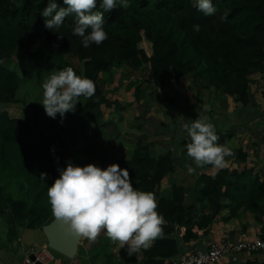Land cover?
Segmentation results:
<instances>
[{"label": "trees", "instance_id": "1", "mask_svg": "<svg viewBox=\"0 0 264 264\" xmlns=\"http://www.w3.org/2000/svg\"><path fill=\"white\" fill-rule=\"evenodd\" d=\"M100 2L97 0V8L93 11H102ZM211 2L217 9L211 16H205L197 9L196 0H129L128 8L118 3L114 10L104 13V31L108 38L99 46L93 43L84 47L81 38L72 33L74 16L67 17L59 29L45 27L41 12L48 0H0V141L3 145L10 144L19 149L21 165L15 180L20 183V177H23L29 183V173L35 163L47 161L43 160V152L51 147V150L61 147L65 161L74 166L92 164L101 168L102 160L87 159L91 144H76L75 135L101 136L104 128L111 124L109 112L112 109H116L120 118L124 117L127 81L123 80L116 90L121 99L115 101L104 95L99 81L108 79V73L112 71L125 73V66L131 70H142L147 58L145 50L138 45L142 40L149 43L151 50L147 59L150 70L146 73L149 84L162 90L171 80L179 85L183 77L189 76L202 89L217 91L219 96H231L236 103L248 109L251 85L261 81L264 86V0ZM55 3L65 7L63 0H55ZM224 13H227V19L221 21ZM195 24L200 26L198 32L193 30ZM69 55L79 64V69L74 72L94 81L96 92L91 99L80 97L74 112L68 113L66 126L69 127L62 128L67 135L54 128L55 118L50 125L54 135L42 136V131L33 122L39 117L36 105L30 107L26 120L12 117L7 110L10 105L32 103L18 95L20 92L27 96L33 91L31 84L27 86L32 88L31 91L28 89L27 92V87L26 92L21 91L28 70L18 63L27 58L33 67L53 69V60ZM65 68L57 66L53 74ZM120 129L111 138L114 147L112 157L129 172L135 190L154 193L156 211L166 221L164 235L157 238L150 248L139 249L128 255L125 261H119L106 230L102 229L95 241L82 237L83 245L77 247L73 264H167L179 256L180 242L197 240V232L206 223L222 217L223 232L245 231L249 220H253L261 226L260 232L264 235V158L246 166L247 154L239 150L236 160H241L244 165L233 170L228 180L217 174H201L205 185L198 191V202L211 214L203 220L201 209L196 204L184 206L182 186L173 183L170 198L160 195L158 190L164 178L175 171L177 151L182 149L180 151L183 152L179 157L180 163L190 158L187 155L190 138L182 136L173 142L174 150L168 149L156 156L151 154L149 142L139 140L128 145L129 148L125 147ZM216 134L218 143L225 146L233 137L232 132ZM0 155L5 156L3 153ZM192 167L198 168L194 162ZM204 168L213 167L206 165ZM2 189L0 186V193ZM19 196L6 194L3 199L0 197V204L7 205L18 223L26 226L32 223L34 228L48 224V213L35 219L36 210L26 199H18ZM35 202L33 200L32 205ZM180 230L181 235L178 233ZM261 237L260 240H264ZM88 252L86 261L84 258Z\"/></svg>", "mask_w": 264, "mask_h": 264}, {"label": "clouds", "instance_id": "2", "mask_svg": "<svg viewBox=\"0 0 264 264\" xmlns=\"http://www.w3.org/2000/svg\"><path fill=\"white\" fill-rule=\"evenodd\" d=\"M118 3L123 8L130 6L129 0H101L102 11H93L97 0H63L65 7L48 0L41 15L50 30L59 29L67 17L74 16L73 35L81 38L84 47L93 43L99 46L108 38L104 13L114 10ZM196 7L205 16L215 15L217 11L211 0H196ZM220 19L226 20L227 13ZM193 30L198 32L200 26L193 25ZM42 87L41 104L52 119L57 114L63 118L66 113L74 112L80 97L91 99L96 92L94 81L78 76L72 67L51 75ZM181 127L190 138L187 155L196 167L203 169L211 165L222 170L227 166L226 157L234 156L229 147L218 143L219 136L207 117L188 120ZM186 167L189 174L195 173L196 168ZM57 171L59 177L48 187L47 196L54 217L67 226L70 234L95 241L101 230H106L109 239L118 242L121 248L127 246L129 255L150 248L157 238L163 237L166 221L156 211L154 193L135 190L126 169L111 164L102 170L92 164L80 167L69 162ZM46 176L41 173V180Z\"/></svg>", "mask_w": 264, "mask_h": 264}, {"label": "rangeland", "instance_id": "3", "mask_svg": "<svg viewBox=\"0 0 264 264\" xmlns=\"http://www.w3.org/2000/svg\"><path fill=\"white\" fill-rule=\"evenodd\" d=\"M138 45L139 47L143 48L147 54V58H145V63L142 70H131V68L125 66V73L119 72L117 70L114 72H109L108 79L100 80L99 86L107 98H109L111 101H115L121 99L116 95V90L120 87L123 80L127 81V107L125 113L128 114V117L124 125L123 123L119 125L117 122H115L116 128H121V134L124 135L123 144L125 147L129 148L128 145H132L139 140L149 142L152 145L151 154L157 156L164 154L166 151H168V149L171 151L174 150L173 142L181 139L182 136L187 139V134L183 131L181 125L184 122L190 120L189 117H191L193 114H195L197 118L200 117V115L206 114L208 109L207 101H210L208 97L211 96V91L200 89V85H197L193 78L189 76L183 77L179 85H177L174 80H171L162 90H156L154 85L146 82L148 78L146 73H149L150 70V66L147 61L151 55L150 45L143 40ZM26 59H22V61H19L18 63L19 66L28 70L27 76L25 77V80L22 84L23 86H21V91L26 92L25 88L29 84L32 85L33 91L28 93L27 96L26 94L22 95L20 92L18 95L25 101H32V103H19L16 105H10L7 107V110L12 117H21L22 119L26 120L28 119L31 112L30 107L36 105L39 110V117L37 118V121L35 119L33 120V122H36L35 127L42 131H40L42 136L43 134L54 135V133L51 134L53 131H51L52 126L50 127L51 123L53 122L52 118L46 115L43 105L41 104L44 98V90L42 85L44 81L54 73L55 67H72L73 70L76 71L79 69V64L77 63L76 59L69 55L61 59L53 60V69H40L38 67L31 66L30 62H28L29 60L27 59V61ZM9 63L10 62L6 63V66ZM28 89L30 91L32 90L31 87H27V92H29ZM140 92L141 94H139ZM251 98L252 94L250 99ZM189 110H192V112L189 113ZM188 113L189 115H187ZM111 115L112 117L113 115H117L116 109H112L109 112V116ZM57 116L58 120L53 123L54 128L67 135V132L62 130V128L67 127L66 124L68 120V113H66L63 118H61L59 114H57ZM250 127L256 126L254 123H252ZM35 137L38 138L37 133H35ZM57 137L58 135H56V138ZM82 140L84 142H88V139ZM32 142L34 143V141ZM90 144L92 148V142ZM51 149L47 148V150L43 152V160L45 159L47 161L35 163L32 171L29 173V183H26L23 177H20L21 182L19 183L15 180V174L19 171V165H21L19 149L16 146H12L10 144L4 143L3 145L0 141V154H5V156L0 155V186L3 187L0 193L1 199H3L6 194H12L15 197L20 195L18 199H26L28 204L36 210L35 219L45 213L50 215L48 224H50L55 217L52 213L51 205L49 203L47 190L48 187L52 185L54 180L59 177V172L57 169H62L67 166V162L62 156L61 147H56L54 150ZM180 150L177 151V156L174 161L175 171L164 178L161 187L158 189L159 193L162 191V193L166 195L167 192L170 191L171 194V186L173 183L182 186L184 190V205L190 206L192 204H196L201 209L202 218L205 219L208 211H206L204 207H202L198 202V200H200L198 191L203 185H205L204 181L201 179V174H217L224 180H228L231 172L233 170H238L243 165V163L241 160L235 161L236 158H226L227 166L222 170H216L214 168H197L195 173L189 174L186 165L192 166V159L186 158V160H181L182 162L180 163L179 157L183 153ZM126 151L123 150L122 152ZM107 152L108 155H106L107 153L105 151L100 152L95 150L92 151L91 155L90 151L87 159L88 161H92L94 159L102 160V170L111 164L118 165V163H116L114 161L115 159L112 157L114 150L107 149ZM125 154L126 153H124V155ZM119 167L121 168V166ZM41 173L47 174L44 180H41L40 178ZM162 193H160V195ZM27 196H30L31 198H28ZM33 200L36 201L35 205H32ZM3 209L4 213L2 212ZM0 211V232H16V235H18L19 232H24L22 233L23 236L26 234L25 232H29V234H32V236L39 238V241L42 239L46 241V238L43 234V228L48 224L40 228H34L31 227L32 223H29L28 226H26L24 223H18L15 220L13 213L9 211V208L5 206V204H2ZM222 214H225V211H222ZM16 226L19 228H16L15 230ZM108 241L114 246L117 259L119 261H125L129 255L127 246L121 248L118 242L109 238ZM79 245H83V238L78 241V246ZM15 250L16 264H18V261L21 259L22 255L20 256L18 254V250ZM89 254V252L86 254L84 260L88 261ZM57 257L59 258L58 255ZM74 258L68 260L71 261L74 260Z\"/></svg>", "mask_w": 264, "mask_h": 264}, {"label": "crops", "instance_id": "4", "mask_svg": "<svg viewBox=\"0 0 264 264\" xmlns=\"http://www.w3.org/2000/svg\"><path fill=\"white\" fill-rule=\"evenodd\" d=\"M195 83L197 84V82ZM251 88L252 98L250 104L248 105V109H245L240 104L236 103L233 97L228 95L219 96L217 91L202 89L200 85V89L211 91V96L208 97L210 101H207L208 109L206 114L200 116H205L208 118V120L214 125L216 133L232 132L233 137L228 143L227 147H229L234 152V156L226 158L235 159L237 152L241 150L247 154V160L245 163L246 166H251L256 162L257 159L264 158V86L260 81L259 84H252ZM155 89L160 90L156 87ZM139 94H141V92ZM191 112L192 110H189V113ZM252 112L254 114L253 117L250 118ZM189 113L187 115H189ZM109 117L112 119L111 124L104 128L101 136L94 137L91 134H86L83 136L75 135V143L85 144L92 142V148L90 149L91 155L92 151L95 150L100 152L105 151L107 153L106 155H108L107 149L114 150V147L111 143V137L115 136L120 129L116 128L115 122H117L119 125L121 123L124 125L128 114H125L122 118H120L118 115H113V117L111 115ZM56 118L58 120V116H56ZM189 118L190 120H195L197 119V116L193 114ZM252 123H254L256 127H250ZM68 127L69 125L67 128ZM82 139H88V142H84ZM118 165L121 166V169H123L121 164L118 163ZM160 193H162V191H160ZM161 195H163L165 198L171 197L170 191H168L166 195L163 193ZM184 203L185 201L183 204ZM1 206L2 204H0V208ZM2 212L4 213V209ZM207 216H211V214L208 212V214L205 216V219L203 220H206ZM223 220L224 217L211 223H206L205 227L197 232V240L191 241L189 243L180 242L179 255L187 253L188 251H204L212 242H253L262 239L261 236L264 237V235H262L260 232L261 226L254 223L253 220H249L248 228L245 231L230 232L222 231L221 228L223 225ZM16 228L19 227L16 226L15 230ZM22 233L24 232H19L18 235H16V232H0V264H16L15 249L18 250V254L20 256L22 255L21 259L18 261V264H20L29 249L37 248L47 244L46 241L43 239L39 241V238L32 236V234H29V232H25L26 234L24 236ZM178 233L181 235L182 230H180ZM57 259V264H73V260L69 261L68 258L62 255L59 256V258L57 257ZM216 264H264V251H260L258 253L243 251L236 255V261H231L230 258L225 257L220 259Z\"/></svg>", "mask_w": 264, "mask_h": 264}, {"label": "built area", "instance_id": "5", "mask_svg": "<svg viewBox=\"0 0 264 264\" xmlns=\"http://www.w3.org/2000/svg\"><path fill=\"white\" fill-rule=\"evenodd\" d=\"M243 251L251 253L264 251V240L236 243L212 242L204 251H188L171 259L167 264H216L225 257L230 258L231 261H236V255ZM57 262L56 252L46 244L29 249L20 264H57Z\"/></svg>", "mask_w": 264, "mask_h": 264}, {"label": "water", "instance_id": "6", "mask_svg": "<svg viewBox=\"0 0 264 264\" xmlns=\"http://www.w3.org/2000/svg\"><path fill=\"white\" fill-rule=\"evenodd\" d=\"M47 245L57 254L73 259L77 253L78 241L82 238L70 234L66 225H62L56 218L43 228Z\"/></svg>", "mask_w": 264, "mask_h": 264}]
</instances>
